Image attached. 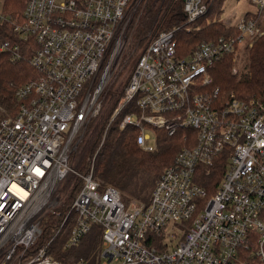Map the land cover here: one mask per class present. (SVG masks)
Wrapping results in <instances>:
<instances>
[{
  "label": "built area",
  "instance_id": "1",
  "mask_svg": "<svg viewBox=\"0 0 264 264\" xmlns=\"http://www.w3.org/2000/svg\"><path fill=\"white\" fill-rule=\"evenodd\" d=\"M1 1L0 22L10 24L12 38L0 51L20 61L33 41L35 76L16 90V115L0 118V264H68L52 255L54 245L62 240L74 249L94 229L101 230L102 264H264V102L224 103L219 88L209 90L213 64L261 34L254 21L242 20L240 34L183 58L177 29L159 32L136 61L89 172L80 173L71 154L103 110L135 0H27L22 17L5 13ZM253 1L264 8V0ZM184 7L189 22L209 9L203 0H184ZM132 106L120 129L138 128L137 143L147 152L158 149L150 131H185V145L148 203L127 204L94 174L109 127ZM71 174L82 188L58 212V187ZM50 213L59 219L41 243ZM73 264L91 263L81 257Z\"/></svg>",
  "mask_w": 264,
  "mask_h": 264
},
{
  "label": "trees",
  "instance_id": "2",
  "mask_svg": "<svg viewBox=\"0 0 264 264\" xmlns=\"http://www.w3.org/2000/svg\"><path fill=\"white\" fill-rule=\"evenodd\" d=\"M26 1L8 0L6 4L4 2L3 10L5 13L15 16L21 15L22 11H24L23 9H25ZM224 2L225 0H203V4L209 8L208 12L192 22L188 21L187 14L184 11V0H169V2H165L168 7L160 17L154 18L153 34L148 42L157 36L156 33L158 34L159 31L177 29L175 36L178 54L183 58L194 53L203 43L216 42L221 37L232 38V36L240 34L236 25L227 26L225 21L222 20ZM150 19V24H152V18ZM251 19L258 29L263 30L264 8L248 12L245 15V20ZM153 24L148 26L147 23L145 27L139 28L140 36L144 35ZM3 25H5V29L8 28V31L2 28ZM11 38L10 24L0 22V43ZM22 48L24 49V46ZM244 51L243 64H237L238 67H236L240 68L239 73H233L232 68L236 66L234 54L224 56L215 62L210 70L213 79L209 90L212 91L219 88L220 98L223 99L224 103L233 98L255 99L264 102V34L256 37L253 44L247 46ZM31 69L33 68H31L30 64L25 63V60L12 62L9 53L0 51V105L5 110L10 111V113H6L13 116L16 115L18 111L16 90L18 86L33 78ZM119 96L115 99L116 102L119 100ZM113 107L110 109L109 115ZM130 110L131 108H125L121 117L116 122H112L107 132L105 143L97 157L94 174L105 185L117 188L126 203L130 204L133 200L148 203L151 200L157 180L164 169L173 163L175 156L182 148L180 146V142L183 141L181 136L185 131H178L176 135L169 136L166 130L154 129L155 134L158 136V149L154 152H147L137 143L138 128L128 127L125 130L120 129L119 124L123 116L129 113ZM107 119L108 117L102 125H98V133L93 145L80 165L79 169L84 173L89 172L90 161L101 142ZM92 126L95 128L96 124ZM177 141L179 142L176 143ZM73 180L74 178L72 183ZM82 185V179L75 180L69 193L70 195H68L69 197L63 202V211L68 210L70 206L67 207V205L74 201ZM58 217V215L50 213L46 218L41 243L47 242L50 239L49 237L52 236L53 227L57 219H59ZM74 249L66 248L61 240L52 248V255L56 259L65 262L64 259L67 254ZM74 253L73 251L72 254L74 255ZM81 257H76L75 260L68 264H73Z\"/></svg>",
  "mask_w": 264,
  "mask_h": 264
},
{
  "label": "rangeland",
  "instance_id": "3",
  "mask_svg": "<svg viewBox=\"0 0 264 264\" xmlns=\"http://www.w3.org/2000/svg\"><path fill=\"white\" fill-rule=\"evenodd\" d=\"M5 1L6 0L1 1L3 7H4ZM6 2H5V4H6ZM165 2H169V0H145L137 6V4H136L137 0H135V2L133 3L134 6H132L131 9L129 10L128 21H127V23H125L127 25L125 34L126 35L128 34V35L126 38V43H125L123 52L121 54V59L119 61L118 70L115 72L113 77H111V79L108 81V84L105 87V89L102 93V96H101V100H102V104H103V110H102L101 114L99 115V117L96 120H94V122H92V125L96 124L95 128H93V126L91 125L92 127L90 126L89 129L86 130V132H84V130L81 131L80 136L77 138V141L75 143V147L72 151L71 159H70V166L75 171H78L80 173H84L79 168H80V165L82 164L83 159L86 158L85 155L87 154L88 150L93 145V142L97 136V133H98L97 127L99 124L102 125V123L108 117V119L106 120V128H107V126L110 122V119H111L113 113L115 112V109H116L115 107H116L117 102H118V101L116 102L115 99H117L118 95H120L121 91L124 89V87L129 82L132 70L136 64L137 59L141 56L142 52L144 51V49L148 45L147 42L152 37V34H153L152 31L154 29V24H153L154 18L160 17L164 13V10L168 7L167 6L168 4L166 5ZM223 9H224V12H223L222 20L225 22L226 21H232L235 23L236 22L239 23L242 20H244L245 19V13L258 11V7L254 3L253 0H225ZM22 13H23V11H22ZM22 13H21V15H18V16L22 17ZM150 18H152L151 23L153 24V26L151 28H148V31H146L144 33V35L140 36L141 32H140L139 28L145 27L147 23H148V26L152 25V24H150V21H151ZM227 26H228V23H227ZM2 28L5 29V25H3ZM10 28H11V26H10ZM5 31H8V28H6ZM260 31H261V34L258 35V37L264 34V29L263 30L260 29ZM159 32H161V31H159ZM156 35H157V33H156ZM255 38L246 40L244 45L241 46L239 48V50L234 54V61H235V65H236L234 68H232L234 74L239 73L240 68H236V67H238L237 64H240V65L243 64L242 60H243V57H245L244 49L247 46H251L253 44ZM5 41L6 40L2 41L0 43V46ZM33 47H35V44L33 41H32V43H30V45H25V47L23 49L24 58L22 59L23 61L25 60V63L30 64L31 68H33L31 65L32 48ZM123 55L124 56L127 55V58L123 57ZM122 57H123V59H122ZM31 70L33 71L32 76L34 77L35 71L33 69H31ZM112 107H113V110L110 112V115H109L108 113ZM133 110L136 111L134 106H132V110H130V112H132ZM6 112L10 113V111L5 110L0 105V118L6 117V116H12L11 114H8ZM137 113H139L138 110H137ZM122 114H123V112L120 113V115H117L115 117V119L113 120V123L116 122L118 120V118L121 117ZM106 128H105V130H106ZM149 135L152 138L149 142L155 143V140H154L155 132L150 131ZM101 142H102V139H101ZM101 142H100V144H101ZM178 142L179 141H177L176 143H178ZM182 142L183 141L180 142L181 147H183L185 145V143L183 142V144H182ZM90 164H91V161H90ZM73 178H74L73 183L75 182V180L81 179L78 176L71 174L68 177V179H66V181H64L58 187L57 194L59 195V197H61L63 199V202L69 197L68 195H70L69 193H70L72 185H73V183H72ZM207 188H209L210 195L214 194L213 185H208ZM63 202H62V207L59 208L58 212H65L66 211V210L63 211ZM133 202H135V203L136 202L137 203H146V202H139L136 200L131 201V203H133ZM72 203L71 204L69 203L67 205V207L71 206ZM56 215H58V214H56ZM57 222H58V219H57L55 225L57 224ZM52 226H53V223H52ZM53 229H54V227H53ZM100 233H101L100 229H94L90 233V235L79 246H77L73 250L75 252L74 255L72 254L73 251H71L69 254H67V257L64 259L65 262L70 263L73 260H75L76 257L82 256V257H86L90 261L91 264H102L103 259H102V256H100L101 251H102V246H101V240L102 239H100V236H101ZM174 233H177L178 236H181L180 229L174 230ZM52 235H53V233H52ZM174 241H176V240H174ZM99 261H100V263H99ZM108 264H120V262L113 261V262H110Z\"/></svg>",
  "mask_w": 264,
  "mask_h": 264
},
{
  "label": "crops",
  "instance_id": "4",
  "mask_svg": "<svg viewBox=\"0 0 264 264\" xmlns=\"http://www.w3.org/2000/svg\"><path fill=\"white\" fill-rule=\"evenodd\" d=\"M254 12V11H253ZM248 13V12H247ZM247 13H245V15L247 14ZM226 24L228 23V26H234V25H237L238 24V22H232V21H226L225 22Z\"/></svg>",
  "mask_w": 264,
  "mask_h": 264
}]
</instances>
